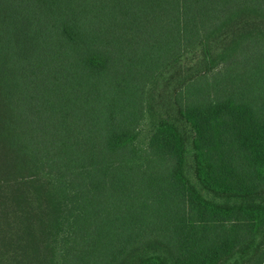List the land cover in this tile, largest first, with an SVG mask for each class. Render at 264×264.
<instances>
[{
    "label": "trees",
    "instance_id": "16d2710c",
    "mask_svg": "<svg viewBox=\"0 0 264 264\" xmlns=\"http://www.w3.org/2000/svg\"><path fill=\"white\" fill-rule=\"evenodd\" d=\"M263 262L264 0H0V264Z\"/></svg>",
    "mask_w": 264,
    "mask_h": 264
},
{
    "label": "rangeland",
    "instance_id": "374dc122",
    "mask_svg": "<svg viewBox=\"0 0 264 264\" xmlns=\"http://www.w3.org/2000/svg\"><path fill=\"white\" fill-rule=\"evenodd\" d=\"M164 79V78H163ZM167 83V82H164L160 80V86L158 87L157 85L153 88V92H152V102L155 104L157 103L158 105H161L162 104V101H165L167 100L168 96L166 97V94H165V91L166 90H170L172 89V86L170 87H165L164 84ZM154 98V99H153ZM148 120V124H146ZM144 133H143V136H146L145 133L148 132L149 129H152L150 123H149V119H146L145 123H144Z\"/></svg>",
    "mask_w": 264,
    "mask_h": 264
},
{
    "label": "crops",
    "instance_id": "0c3cea01",
    "mask_svg": "<svg viewBox=\"0 0 264 264\" xmlns=\"http://www.w3.org/2000/svg\"><path fill=\"white\" fill-rule=\"evenodd\" d=\"M263 264H264V262H263Z\"/></svg>",
    "mask_w": 264,
    "mask_h": 264
}]
</instances>
